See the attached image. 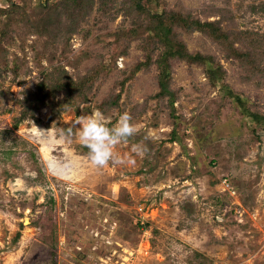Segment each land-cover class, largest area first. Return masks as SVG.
I'll return each instance as SVG.
<instances>
[{
	"label": "rangeland",
	"instance_id": "374dc122",
	"mask_svg": "<svg viewBox=\"0 0 264 264\" xmlns=\"http://www.w3.org/2000/svg\"><path fill=\"white\" fill-rule=\"evenodd\" d=\"M49 1L57 0L40 3ZM120 2L94 0L65 46H45L35 35L12 45L0 37V91L8 96L0 100V264H264V127L245 112L264 117V54L248 53L252 44L243 40L225 56L201 32L177 29L189 52L215 55L221 72L212 82L202 66L171 59L169 107L167 98L150 97L159 90L158 68L142 65L144 41L125 33L133 25L114 10ZM140 6L248 29L264 50V0ZM101 9L113 18L100 17ZM116 45L127 53L111 67ZM95 69L90 103L79 114L62 107L47 121L66 95L55 91L50 70L75 80ZM23 98L41 104L34 118L16 124ZM96 111L113 122L127 112L138 128L115 147L117 162L102 168L91 165L72 128ZM69 129L70 141L60 135Z\"/></svg>",
	"mask_w": 264,
	"mask_h": 264
},
{
	"label": "trees",
	"instance_id": "16d2710c",
	"mask_svg": "<svg viewBox=\"0 0 264 264\" xmlns=\"http://www.w3.org/2000/svg\"><path fill=\"white\" fill-rule=\"evenodd\" d=\"M13 1L14 0H0V37L5 41L12 40V42H9L10 45L16 44L17 42L25 43L30 35L45 37V46L50 44L54 48L68 44L71 36L77 31L76 26L81 21L80 17L89 16L94 3V0H57L49 1L48 4L43 5L40 3V0H37L38 2L36 4H32L33 0ZM102 2L108 3L110 0H102ZM112 6L116 12L122 10L124 17L127 16V19L130 20V23L133 25L130 32L126 31L125 33H127L131 39H141L144 41L142 48L145 51V59L142 65L149 67V64H154L158 68L156 83L159 90L150 97L155 99L158 98V100L163 97L167 98L169 107H172L175 101V94L169 88V79L167 78L168 71L171 68L169 62L171 59L177 58L188 64L194 63L202 66L206 77L212 82L219 77L218 74L221 72V66L216 63L215 55L201 52H189L184 41L180 39L177 29L186 32H201L207 39L218 45L220 50H223L225 56L230 55L231 52H236L237 50L234 48V44L236 42H242L243 40L249 41L250 45L252 44V46L248 45V47L252 49V52L249 51L248 53L253 54L255 57L264 54V50L258 49L255 43L250 42L253 38L251 36V31L248 29L233 32L230 30H223L219 21L202 22L197 19L185 17L179 12H170L162 8L159 9V11L153 12L150 8L141 7L140 0H121L118 5L112 4ZM261 9L260 12L264 15V7H261ZM99 11L100 17L103 16L106 17V19L113 18L105 9ZM51 13L53 14L51 15ZM98 21L102 23L99 16ZM55 23H59L60 25L58 24L59 26L55 27ZM142 29L152 32H147L151 36L148 39L154 41L152 45L146 43L147 40L143 39ZM121 31L123 33L124 29ZM126 53L124 48L117 47V45L114 46L110 58L111 62L108 65L115 67L116 60ZM154 53H156V58L152 59L151 55ZM99 64L101 65V63ZM97 69L101 68L97 67ZM97 69L75 80H72L70 77L68 78L66 72H64L65 74L62 79L61 77L53 75L50 70V75H48V77L52 79L50 81L53 82L54 85L58 83L56 86H59L55 91L64 89L66 95L63 99V106H52V108H50V115L47 121L58 116L68 105H73L74 108H76L77 114H79L82 109H84V107L81 108V106L90 103L91 100L88 98V94L93 90L94 79L98 78L99 70ZM2 91L3 90L0 91V100L4 103L8 96L5 98ZM110 95L113 97L114 93L110 91ZM113 101L115 104L117 100L114 99ZM19 103L22 107V112L20 117L17 118L16 124L24 118H34L39 108L38 106L41 104H32L25 98L21 101L19 100ZM101 106L102 104L98 107L100 111H102ZM145 108H142L140 111L136 110V112L142 114ZM135 109L136 108L133 109V112H135ZM245 112L251 115L258 125L261 124L264 127V117L257 116V114L250 112L246 108ZM35 119L38 121L37 117ZM84 149V151L87 152L85 147Z\"/></svg>",
	"mask_w": 264,
	"mask_h": 264
},
{
	"label": "clouds",
	"instance_id": "9594fccd",
	"mask_svg": "<svg viewBox=\"0 0 264 264\" xmlns=\"http://www.w3.org/2000/svg\"><path fill=\"white\" fill-rule=\"evenodd\" d=\"M72 128H77L75 134L81 146L87 149L88 159L92 166L102 168L110 162H117L114 149L117 145L127 143L138 131L127 112L119 113L115 122L105 117L100 111L88 114L72 122ZM61 137L71 140V129L61 132ZM140 154L147 152L146 146H134ZM56 166L59 167L58 162Z\"/></svg>",
	"mask_w": 264,
	"mask_h": 264
},
{
	"label": "built area",
	"instance_id": "2783aa9c",
	"mask_svg": "<svg viewBox=\"0 0 264 264\" xmlns=\"http://www.w3.org/2000/svg\"><path fill=\"white\" fill-rule=\"evenodd\" d=\"M222 185H224L225 187H227V189H230V185H229V183L227 182V179H224L223 181H222ZM232 188V187H231Z\"/></svg>",
	"mask_w": 264,
	"mask_h": 264
}]
</instances>
